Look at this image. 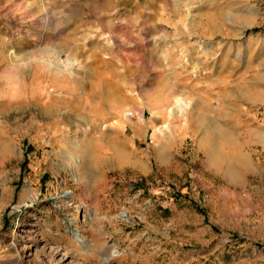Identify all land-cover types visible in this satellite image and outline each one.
Segmentation results:
<instances>
[{
	"label": "rangeland",
	"instance_id": "rangeland-1",
	"mask_svg": "<svg viewBox=\"0 0 264 264\" xmlns=\"http://www.w3.org/2000/svg\"><path fill=\"white\" fill-rule=\"evenodd\" d=\"M0 264H264V0H0Z\"/></svg>",
	"mask_w": 264,
	"mask_h": 264
},
{
	"label": "bare ground",
	"instance_id": "bare-ground-1",
	"mask_svg": "<svg viewBox=\"0 0 264 264\" xmlns=\"http://www.w3.org/2000/svg\"><path fill=\"white\" fill-rule=\"evenodd\" d=\"M182 101H178V106L179 107H182ZM175 109H176V107L175 106H172L169 110H170V112H171V114H173V112H175ZM127 113V112H126Z\"/></svg>",
	"mask_w": 264,
	"mask_h": 264
}]
</instances>
